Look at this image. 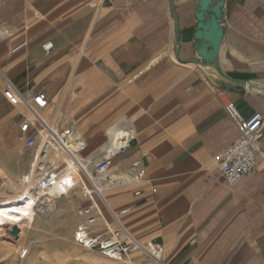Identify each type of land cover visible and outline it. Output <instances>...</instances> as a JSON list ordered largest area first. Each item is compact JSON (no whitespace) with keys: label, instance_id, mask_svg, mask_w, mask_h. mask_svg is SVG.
Wrapping results in <instances>:
<instances>
[{"label":"crops","instance_id":"obj_1","mask_svg":"<svg viewBox=\"0 0 264 264\" xmlns=\"http://www.w3.org/2000/svg\"><path fill=\"white\" fill-rule=\"evenodd\" d=\"M197 2L173 0L184 58ZM222 21L221 71L264 88V0H224ZM0 34L2 91L20 121L32 115L9 103L8 80L45 94L41 116L77 129L86 141L83 158L108 157L110 175L145 169L142 179L103 192L114 213L128 208L120 222L155 251L156 258L133 256L135 264H264V129L249 175L229 186L217 169L237 135L225 101L244 117L264 114V91L227 89L209 69L180 61L169 0H0ZM122 128L132 131L130 147L107 155L110 134ZM75 188L78 208L90 204ZM96 201L98 230L112 229L108 208ZM74 220L84 219L75 213Z\"/></svg>","mask_w":264,"mask_h":264},{"label":"built area","instance_id":"obj_2","mask_svg":"<svg viewBox=\"0 0 264 264\" xmlns=\"http://www.w3.org/2000/svg\"><path fill=\"white\" fill-rule=\"evenodd\" d=\"M25 46L26 41H20L11 48V51L16 52ZM51 47V41L43 44L45 50ZM6 93L9 103L24 106L32 115V118L24 117L20 121L18 133L19 139L23 140L27 147L34 149L32 166L40 177L34 191L35 206L38 210L43 214L54 210L55 197L49 193V189L56 183L62 182L67 189L79 186L82 195L90 200V204L77 209V215L84 219L83 224L77 225L73 231V239L77 245L86 250H96L104 257L115 260L126 259L128 255L137 251L147 252L156 258L154 249L149 251L120 222L118 215L128 212V208L114 213L103 197L105 189L142 179L145 176V169L139 168L136 171L130 169L110 175L108 157L96 161L82 157L86 141L77 129L72 126L57 127L41 116L40 110L47 106V98L43 92L32 89L23 92L8 80ZM223 94V89L217 91L219 98H222ZM224 109L234 121L237 135L221 151L217 169L223 173L228 185L234 186L256 166L258 144L264 129V114L255 111L249 117H244L232 101H225ZM32 119H35V122ZM111 136L116 146L108 148L106 154L109 156L125 153L133 139L129 128L112 132ZM145 155L146 153L141 154L143 157ZM51 158L54 159V163L50 162ZM139 165L140 160L136 159L132 163V168ZM72 167H75L77 172L75 175H69ZM152 191L156 192V187L153 186ZM96 198L108 208L115 223L114 228L98 230V219L102 212Z\"/></svg>","mask_w":264,"mask_h":264},{"label":"rangeland","instance_id":"obj_3","mask_svg":"<svg viewBox=\"0 0 264 264\" xmlns=\"http://www.w3.org/2000/svg\"><path fill=\"white\" fill-rule=\"evenodd\" d=\"M4 88L5 82L0 74V200L23 189L26 183L20 181L33 165V150L19 139V115L6 103ZM38 178L39 173L34 171L29 187L33 194ZM79 193L78 188L73 189L69 194L70 205L55 214L53 211L43 214L35 206L34 223L31 227L25 225L23 231L19 229L16 237L5 230L6 234L0 236V264H116L98 251H82L74 242L72 232L79 224L76 225L74 220L80 205ZM55 200L57 207L62 201ZM140 252L130 255L132 262L137 260L133 256Z\"/></svg>","mask_w":264,"mask_h":264},{"label":"water","instance_id":"obj_4","mask_svg":"<svg viewBox=\"0 0 264 264\" xmlns=\"http://www.w3.org/2000/svg\"><path fill=\"white\" fill-rule=\"evenodd\" d=\"M171 14L175 22L176 56L183 62H194L212 71L227 89L264 91L251 81L236 80L225 75L219 66V49L224 35L222 15L224 0H198L195 8V30L190 41L191 56L184 58L180 52L182 45L179 41V18L173 3L169 0ZM19 228L14 226L10 234L18 235Z\"/></svg>","mask_w":264,"mask_h":264},{"label":"bare ground","instance_id":"obj_5","mask_svg":"<svg viewBox=\"0 0 264 264\" xmlns=\"http://www.w3.org/2000/svg\"><path fill=\"white\" fill-rule=\"evenodd\" d=\"M1 35V34H0ZM115 132V131H114ZM111 135V134H110ZM109 135V136H110ZM111 139V146L109 149L114 148L112 144L113 138L110 136ZM50 162L53 163V158H51ZM69 172V175H75L76 170L75 167ZM35 167H31L28 173H25L21 179V183H26L23 186L21 191L15 192L14 195L0 200V236H4L6 231H11L14 226H17L19 229L24 230V226L30 225L34 223L36 219V212L34 210V206L36 203L35 195L29 190V187L32 185L31 175L34 174ZM39 178L37 180L36 186L38 185ZM71 189H67L62 182L56 183L49 189V193L53 195L56 199H62L63 203L56 207L53 210L54 214L58 213L63 209V207H67L70 205V191ZM63 213V212H62ZM83 224V220L79 223ZM78 224V225H79ZM8 235V234H7ZM136 238V237H135ZM82 251H94V250H86L81 247ZM116 264H121L124 262L125 264H130V261H126L125 259L115 260L112 259Z\"/></svg>","mask_w":264,"mask_h":264}]
</instances>
